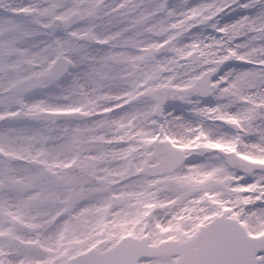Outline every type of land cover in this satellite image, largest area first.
<instances>
[{"label":"snow or ice","instance_id":"snow-or-ice-1","mask_svg":"<svg viewBox=\"0 0 264 264\" xmlns=\"http://www.w3.org/2000/svg\"><path fill=\"white\" fill-rule=\"evenodd\" d=\"M0 264H264V0H0Z\"/></svg>","mask_w":264,"mask_h":264}]
</instances>
